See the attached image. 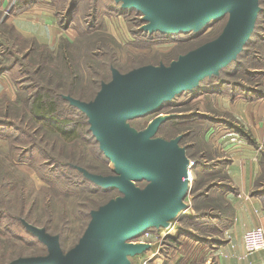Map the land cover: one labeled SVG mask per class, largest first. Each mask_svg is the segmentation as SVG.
<instances>
[{"label":"rangeland","instance_id":"1","mask_svg":"<svg viewBox=\"0 0 264 264\" xmlns=\"http://www.w3.org/2000/svg\"><path fill=\"white\" fill-rule=\"evenodd\" d=\"M260 5L255 33L237 61L177 94L159 110L127 120L139 130L156 116L178 113L156 135L170 139L186 132L181 145L192 165L187 208L169 228H151L155 234L163 233L156 241L159 252L152 256V264H220L226 255L222 249L232 240L225 230L233 207L223 192L229 185V190L238 191L225 170L231 161L222 148L228 133L256 147L262 173L255 191H264V145L233 105L239 97L264 98H254L248 90L253 87L264 93V0ZM43 8L53 19L51 34L24 35L14 22L19 13L37 14ZM141 19L139 11L123 9L115 0H0V264L48 252L22 219L58 234L66 252L84 233L91 211L120 194L117 189L95 188L77 168L111 174L115 164L101 151L86 113L70 105L64 95L90 101L102 82L111 79L112 67L127 72L145 64H168L217 37L228 14L198 33L170 36L135 33L144 23ZM38 94L56 100L59 119L67 120L64 128L73 129L75 136L31 112ZM145 184L146 180L138 182ZM145 254L131 259L137 262Z\"/></svg>","mask_w":264,"mask_h":264},{"label":"water","instance_id":"2","mask_svg":"<svg viewBox=\"0 0 264 264\" xmlns=\"http://www.w3.org/2000/svg\"><path fill=\"white\" fill-rule=\"evenodd\" d=\"M123 9H136L144 22L140 29L153 33L200 32L228 14L214 39L180 54L170 63L145 64L122 72L112 67L95 97L85 101L64 95L86 113L90 130L105 157L115 164L114 173L100 174L77 167L102 189L120 194L91 211L79 241L64 251L58 234L49 233L22 219L26 229L43 242L45 255L22 256L7 264H133L131 257L151 248L131 239L151 228L169 227L187 208L190 159L180 144L185 133L166 139L157 130L178 113L154 117L143 129L128 119L159 110L202 79L218 75L237 59L254 32L261 11L260 0H115ZM147 180L145 186L135 183Z\"/></svg>","mask_w":264,"mask_h":264},{"label":"crops","instance_id":"3","mask_svg":"<svg viewBox=\"0 0 264 264\" xmlns=\"http://www.w3.org/2000/svg\"><path fill=\"white\" fill-rule=\"evenodd\" d=\"M19 15L14 22L24 35L34 34L47 38L51 34L49 27L53 25V19L46 8L37 14L24 12ZM233 105L239 109L238 113L251 128L257 142L264 145V98L248 100L239 97ZM223 138V144L226 145L222 148L231 155L225 170L238 191L226 189L223 192V198L230 200L233 207L231 223L225 230L232 240L223 245L225 250H222L226 255L221 257L220 264H264V249L247 253L243 243V233L247 229L264 226V195L255 191L257 178L262 173L256 147L236 133L230 132Z\"/></svg>","mask_w":264,"mask_h":264},{"label":"trees","instance_id":"4","mask_svg":"<svg viewBox=\"0 0 264 264\" xmlns=\"http://www.w3.org/2000/svg\"><path fill=\"white\" fill-rule=\"evenodd\" d=\"M137 11V10H136ZM138 12V11H137ZM140 13V12H139ZM260 13H261V11H260ZM143 23V22H142ZM141 25V24H140ZM208 25H210V24H208ZM207 25V26H208ZM256 27V26H255ZM135 33H137V34H143V33H145V34H153V33H150V32H147V31H144V30H142V29H140V28H138V29H136L135 30ZM161 33V32H160ZM253 33H255V29H254V32ZM161 34H163V33H161ZM163 35H165V36H170L171 35V33L170 34H163ZM249 42V41H248ZM248 42H247V44L245 45V47L244 48H246V46L248 45ZM190 50V49H189ZM244 50V49H243ZM187 52V51H186ZM240 54H241V52H240ZM240 54L238 55V58H239V56H240ZM178 57V56H177ZM238 58L237 59H235V60H233L232 62H234V61H237L238 60ZM224 68H222L220 71H222ZM257 70H259V71H262V69H257ZM264 70V69H263ZM258 72V71H257ZM250 74H253V72H250L249 71V75ZM254 75V74H253ZM212 76H214V75H212ZM215 76H217V75H215ZM252 77V76H251ZM248 90H250L253 94V97L255 98V97H264V93L262 92V91H256V89L255 88H253V87H251V88H249ZM252 98V97H251ZM63 99H65V98H63ZM66 101H68L67 99H65ZM69 102V101H68ZM70 103V102H69ZM70 105H72L71 103H70ZM73 107H75V108H78V107H76V106H74V105H72ZM30 109H31V112L36 116V117H38V118H40V119H50V120H52V121H54L57 125H58V129L59 130H61V132L62 133H69L68 135H70V136H75V131L72 129V130H65V128H64V125L66 124L65 122H63V121H67V120H60L59 119V116H58V106H57V102H56V100H54L51 96H49L48 94H38L36 97H34V99H33V101H32V103H31V106H30ZM79 109V108H78ZM82 111V110H81ZM62 125H63V127H62ZM64 133V134H65ZM90 181V180H89ZM92 182V181H91ZM94 185H95V188H99L100 186H98L97 184H95L94 182H92ZM226 188H232L230 185L228 186V187H226L225 186V189ZM261 194H263L264 195V191H262V192H260ZM223 219H227V220H229V218H227V217H225V218H223ZM229 221H231V219L229 220Z\"/></svg>","mask_w":264,"mask_h":264},{"label":"built area","instance_id":"5","mask_svg":"<svg viewBox=\"0 0 264 264\" xmlns=\"http://www.w3.org/2000/svg\"><path fill=\"white\" fill-rule=\"evenodd\" d=\"M191 165V162H190ZM190 168V167H189ZM172 224V221H171ZM170 224V226H171ZM169 226V227H170ZM166 227V228H169ZM163 233L155 234L152 229H147L146 231L142 232L138 236L132 238L131 240L135 243H149L151 244V248L146 251V254L137 260V262H133V264H152L151 258L153 255L157 254L159 250H155V244L157 239L162 236ZM243 243L244 249L247 253H253L264 249V228L261 226L247 229L243 233ZM154 249V250H153ZM145 253V252H144Z\"/></svg>","mask_w":264,"mask_h":264},{"label":"bare ground","instance_id":"6","mask_svg":"<svg viewBox=\"0 0 264 264\" xmlns=\"http://www.w3.org/2000/svg\"><path fill=\"white\" fill-rule=\"evenodd\" d=\"M130 10H134V9H130ZM191 167H192V165H190V168H189V181H190V187H191V180H192V177H193V175H192V170H191ZM174 230V229H173ZM173 230L171 231V232H173Z\"/></svg>","mask_w":264,"mask_h":264},{"label":"flooded vegetation","instance_id":"7","mask_svg":"<svg viewBox=\"0 0 264 264\" xmlns=\"http://www.w3.org/2000/svg\"><path fill=\"white\" fill-rule=\"evenodd\" d=\"M71 13H72V11H71ZM141 15H142V14H141ZM68 16H69V14H68ZM140 21H142V19H141ZM142 22H143V21H142ZM171 119H172V118H171ZM169 120H170V119H169ZM167 121H168V120H167ZM157 131H158V130H157ZM183 133H185V135H186V132H183ZM185 135H184V136H185ZM184 136H183V138H184ZM166 139H167V138H166ZM181 141H182V140H181ZM180 144H181V142H180ZM143 180H145V179H143ZM143 180H137V181H135V183L138 185V182H139V181H143ZM147 182H148V181L146 180V184H147ZM146 184H145V185H146ZM145 185H144V186H145ZM139 186H140V185H139ZM142 187H143V186H142Z\"/></svg>","mask_w":264,"mask_h":264}]
</instances>
